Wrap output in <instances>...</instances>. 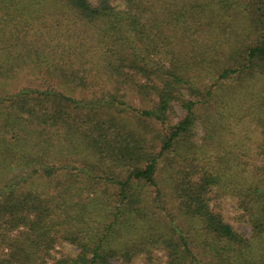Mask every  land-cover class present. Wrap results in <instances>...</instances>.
<instances>
[{
  "label": "trees",
  "instance_id": "1",
  "mask_svg": "<svg viewBox=\"0 0 264 264\" xmlns=\"http://www.w3.org/2000/svg\"><path fill=\"white\" fill-rule=\"evenodd\" d=\"M112 259L264 264V0H0V264Z\"/></svg>",
  "mask_w": 264,
  "mask_h": 264
},
{
  "label": "rangeland",
  "instance_id": "2",
  "mask_svg": "<svg viewBox=\"0 0 264 264\" xmlns=\"http://www.w3.org/2000/svg\"><path fill=\"white\" fill-rule=\"evenodd\" d=\"M89 1H93V0H89ZM174 110H175V117L178 118V117H181L182 114H183V109L179 108L178 106H175L174 105ZM202 132V127L200 125L199 122L196 123V128H195V133L197 135H200ZM223 211L227 214V215H234L237 211L236 209V206L234 205L233 202H228L226 201L225 202V205H224V209ZM232 223V226L233 228L238 232V233H242L244 235H248L250 233V225L247 223V222H243V221H235V220H232L231 221ZM66 246H68L67 244H65ZM72 250H75L74 247H70ZM159 254L162 255L161 252H159ZM111 263L112 264H116V260L115 259H112L111 260ZM134 264H140V260H136L134 262Z\"/></svg>",
  "mask_w": 264,
  "mask_h": 264
}]
</instances>
